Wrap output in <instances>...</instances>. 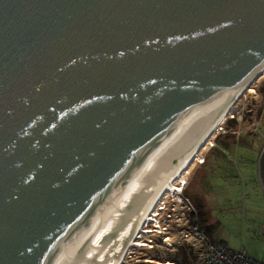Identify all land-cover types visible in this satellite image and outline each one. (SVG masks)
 I'll return each instance as SVG.
<instances>
[{"label":"water","instance_id":"water-1","mask_svg":"<svg viewBox=\"0 0 264 264\" xmlns=\"http://www.w3.org/2000/svg\"><path fill=\"white\" fill-rule=\"evenodd\" d=\"M263 59L264 0H0V264H55Z\"/></svg>","mask_w":264,"mask_h":264},{"label":"rangeland","instance_id":"rangeland-1","mask_svg":"<svg viewBox=\"0 0 264 264\" xmlns=\"http://www.w3.org/2000/svg\"><path fill=\"white\" fill-rule=\"evenodd\" d=\"M252 90L244 91L176 180L177 186L187 181L185 188L165 191L155 202L153 220L139 234L141 246L129 247L120 264H185L184 251H191V264H202L203 248L191 227L204 191L213 238L264 262V72Z\"/></svg>","mask_w":264,"mask_h":264},{"label":"bare ground","instance_id":"bare-ground-1","mask_svg":"<svg viewBox=\"0 0 264 264\" xmlns=\"http://www.w3.org/2000/svg\"><path fill=\"white\" fill-rule=\"evenodd\" d=\"M263 72L264 59L227 93L216 113L207 117L194 111L176 125L139 168L123 176L122 182L55 264H120L129 247L141 246L137 242L141 239L139 234L145 232L144 223L153 220L151 212L155 202L165 191L175 193L183 189L186 181L177 186L176 180L197 157L244 91L253 92L252 84Z\"/></svg>","mask_w":264,"mask_h":264},{"label":"built area","instance_id":"built-area-1","mask_svg":"<svg viewBox=\"0 0 264 264\" xmlns=\"http://www.w3.org/2000/svg\"><path fill=\"white\" fill-rule=\"evenodd\" d=\"M202 163L201 160H198ZM182 186V185H181ZM181 191V190H180ZM180 191H177L180 193ZM187 202L189 200L187 199ZM163 209L161 208L160 211ZM153 213V211L151 212ZM191 227L196 241L202 246V264H264L251 257L245 250L238 251L208 237L204 228L196 221Z\"/></svg>","mask_w":264,"mask_h":264},{"label":"trees","instance_id":"trees-1","mask_svg":"<svg viewBox=\"0 0 264 264\" xmlns=\"http://www.w3.org/2000/svg\"><path fill=\"white\" fill-rule=\"evenodd\" d=\"M185 184H187V181L185 182ZM183 188H185V187H183ZM194 221H196L202 228L205 229V231H206V233H207L209 238L214 239L212 237V234H213V232H212L213 223H209L208 222L209 221L208 210L205 208V205L200 200L196 203V213H195V216H194ZM180 249L183 250V247H180ZM183 255H184L185 259H182L183 260L182 262L185 263V264H191V262H192L191 259L193 258V256H191V251H189L188 253H186L184 251L182 256Z\"/></svg>","mask_w":264,"mask_h":264},{"label":"crops","instance_id":"crops-1","mask_svg":"<svg viewBox=\"0 0 264 264\" xmlns=\"http://www.w3.org/2000/svg\"><path fill=\"white\" fill-rule=\"evenodd\" d=\"M202 197H203V199H201V201L203 202V204L205 205V208L208 210V216H209V223H212L213 222V220L210 218V209H209V207L207 206V204H208V193H206L205 191L202 193ZM208 197V198H207ZM212 237H213V234H212ZM215 240H217V239H215ZM217 241H219V242H222L223 244H225V245H227L225 242H223V241H221V240H217ZM228 246V245H227ZM229 247V246H228ZM245 250V249H244ZM246 251V250H245ZM247 252V251H246ZM248 253V252H247Z\"/></svg>","mask_w":264,"mask_h":264},{"label":"flooded vegetation","instance_id":"flooded-vegetation-1","mask_svg":"<svg viewBox=\"0 0 264 264\" xmlns=\"http://www.w3.org/2000/svg\"><path fill=\"white\" fill-rule=\"evenodd\" d=\"M183 183H185V182H183Z\"/></svg>","mask_w":264,"mask_h":264}]
</instances>
